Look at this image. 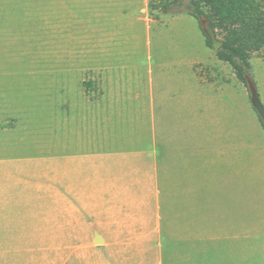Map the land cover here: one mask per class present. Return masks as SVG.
Instances as JSON below:
<instances>
[{
  "label": "crops",
  "instance_id": "1",
  "mask_svg": "<svg viewBox=\"0 0 264 264\" xmlns=\"http://www.w3.org/2000/svg\"><path fill=\"white\" fill-rule=\"evenodd\" d=\"M95 1H2L0 40L16 62L58 65L57 151L39 160H57L59 238L93 241L86 264H241L227 217L242 206L237 141L224 124L211 135L242 82L220 74L226 63L153 58L150 0ZM34 41L41 59L27 55ZM18 163L0 156L1 179Z\"/></svg>",
  "mask_w": 264,
  "mask_h": 264
},
{
  "label": "rangeland",
  "instance_id": "2",
  "mask_svg": "<svg viewBox=\"0 0 264 264\" xmlns=\"http://www.w3.org/2000/svg\"><path fill=\"white\" fill-rule=\"evenodd\" d=\"M2 1L0 19L3 7L12 10L11 5ZM103 1L109 0H99ZM124 1L129 5L134 2ZM260 1L264 5V0ZM92 2L95 5L96 1ZM89 7L78 5L75 9ZM130 8L133 13L137 10L135 6ZM80 16L85 19L83 24H90L91 16L86 12ZM156 18L160 20L152 25L153 58L181 56L211 66L225 65L216 58L215 51L205 46L200 23L194 17L161 14ZM2 42L7 46V41L0 40V156L3 161L5 156L16 160L19 155V163L17 172L13 168L6 174L4 170V176L0 177L2 204H8L0 208V264H86L95 244L86 239L59 238L57 160L50 163L39 160L40 155L48 157L50 151H57L58 65L16 62L18 47L12 44L5 47ZM41 42L34 41L33 53L27 55L41 59ZM251 66L252 79L264 105V52L253 56ZM209 73L213 79L218 70L211 67ZM233 73L226 64L220 74L230 84ZM235 87L236 91L228 94L225 114L219 115L216 126L212 123L211 136L219 141L218 128L224 124L233 138L227 135L228 140L236 137L243 180V192L237 194V201L241 197L242 209L238 206L237 216L227 217L237 219L241 229L242 238L236 244L243 250L241 264H264V127L251 105L247 85L238 81Z\"/></svg>",
  "mask_w": 264,
  "mask_h": 264
},
{
  "label": "trees",
  "instance_id": "3",
  "mask_svg": "<svg viewBox=\"0 0 264 264\" xmlns=\"http://www.w3.org/2000/svg\"><path fill=\"white\" fill-rule=\"evenodd\" d=\"M149 9L151 16L187 14L199 23L207 19L221 41L216 57L247 85L246 77L252 78L251 59L264 52V5L260 0H150ZM200 29L211 48L201 23ZM84 87L89 88V83Z\"/></svg>",
  "mask_w": 264,
  "mask_h": 264
},
{
  "label": "water",
  "instance_id": "4",
  "mask_svg": "<svg viewBox=\"0 0 264 264\" xmlns=\"http://www.w3.org/2000/svg\"><path fill=\"white\" fill-rule=\"evenodd\" d=\"M200 23L203 33L205 34L206 38L210 41L211 48L214 51H216L221 45V41L218 39L216 31L213 29V27L211 26V24L207 19H202ZM246 80H247L248 91L250 94L251 105L258 113L264 125V105L260 100L258 88L251 77L247 76Z\"/></svg>",
  "mask_w": 264,
  "mask_h": 264
}]
</instances>
